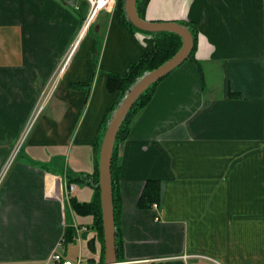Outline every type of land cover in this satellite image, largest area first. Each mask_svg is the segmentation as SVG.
I'll return each mask as SVG.
<instances>
[{"label":"crops","instance_id":"1","mask_svg":"<svg viewBox=\"0 0 264 264\" xmlns=\"http://www.w3.org/2000/svg\"><path fill=\"white\" fill-rule=\"evenodd\" d=\"M85 2L0 0V173L44 107L0 188V264L43 260L70 222L91 225L70 206L68 174L95 171L120 99L109 74L125 75L153 47L102 10L56 81ZM146 18L189 23L198 47L117 144L124 264H264V0H150ZM148 179L161 181L158 209L137 206ZM74 185L71 196L90 201L93 186Z\"/></svg>","mask_w":264,"mask_h":264},{"label":"trees","instance_id":"2","mask_svg":"<svg viewBox=\"0 0 264 264\" xmlns=\"http://www.w3.org/2000/svg\"><path fill=\"white\" fill-rule=\"evenodd\" d=\"M150 0H137V9L141 17L146 18V11ZM84 4V3H82ZM89 5L85 2L82 9L84 13H87ZM116 11L120 15L123 23L133 31L139 29L128 20L125 13V0H117ZM177 22L183 23L189 26V23L185 21L176 20ZM192 29V28H191ZM194 33V46L189 55V60H196L195 53L198 47V32L197 29H192ZM153 35V47L151 50L146 51L141 58L129 66L128 72L125 75L109 74L107 79V85L111 92H120V99L126 94L128 89L137 81V79L145 72L153 70L163 64L165 61L170 59L182 46L183 41L180 35L174 32H147ZM187 59V60H188ZM167 76V75H166ZM165 76V77H166ZM162 79L153 83L145 92H143L137 99L133 107L126 115L116 138L115 149L112 159V181H113V199H114V211H115V224H116V245L117 254L119 261H125L123 254V238L121 228L119 226V219L122 213L123 197L120 189V164L118 158L117 144L119 141L124 140L128 137L131 123L135 117L150 103L156 86ZM90 86L91 83H87ZM119 99V100H120ZM112 106V110L115 109L117 103ZM104 132L106 130L107 120L104 122ZM104 135V133H103ZM103 137V136H102ZM102 139L99 144V152L101 147ZM87 178V179H86ZM68 183H80L88 182L94 188L93 199L90 201H80L75 196H70V204L73 211L79 216H90L92 217V223L90 225V231L85 232V236H96L102 243V259H105V238L103 228V217H102V205H101V193L99 187V159L92 174H79L73 175L68 174ZM162 200V187L159 179H148L140 193L137 201V206L140 209H152L154 203H159ZM77 230L73 225L68 224L64 231V240L66 246L75 242L77 239ZM124 264V263H122Z\"/></svg>","mask_w":264,"mask_h":264},{"label":"water","instance_id":"3","mask_svg":"<svg viewBox=\"0 0 264 264\" xmlns=\"http://www.w3.org/2000/svg\"><path fill=\"white\" fill-rule=\"evenodd\" d=\"M126 17L135 25L140 33L147 32H174L181 36L183 44L181 48L167 61L157 68L145 72L128 89L119 100L115 109L107 120L106 130L102 135V143L99 152V187L101 193L102 217L105 238V262L106 264H121L118 260L116 245V224L113 199L112 159L119 129L137 99L153 83L162 79L184 61L194 46V33L189 26L176 20H150L143 18L137 9V0H125ZM153 38V35L151 34ZM96 237L89 242L91 250H94Z\"/></svg>","mask_w":264,"mask_h":264},{"label":"built area","instance_id":"4","mask_svg":"<svg viewBox=\"0 0 264 264\" xmlns=\"http://www.w3.org/2000/svg\"><path fill=\"white\" fill-rule=\"evenodd\" d=\"M116 1L117 0H87V2L89 4L87 16L84 20V23L81 27V31L79 32L77 39L75 40L74 44L71 46V50L68 52L67 56L65 57V59L61 63V65L63 67L61 71H64L65 68L67 67L69 60H70L72 54L74 53V51L76 50L81 38L83 37V35L85 34L87 29L89 28L91 22L97 16V14L102 10H105L108 8H110V9L115 8ZM42 107H40V109L34 114V117L31 119V121L33 120V122H35L40 110L42 109ZM32 126H33V124H32ZM32 126H31V128H32ZM25 135H26V133L23 132L22 137L20 139L21 143L17 147L18 149L21 146L22 141L25 140ZM17 151L18 150L15 149V151L13 153L14 156L12 155L9 158V160L7 161V163L4 167V170L0 174V182H1L2 178L5 176V174L8 172L10 165L12 163V160L15 157V154ZM73 188H74L73 184H71L68 187V192H67L68 195H69V192L71 190H73ZM153 208L158 209L159 205L157 203H154ZM78 240L81 241V247H80L78 256L75 258H71L70 256L67 255V253H66L67 249H66V246L64 243V239H62L57 244L56 248L48 255V257L43 259V260H21V261L5 262L2 264H105L101 260L102 243L99 240H96L95 250H93V251L89 250L86 240H82V239H78ZM82 245H83V247H82ZM182 257L186 260L190 256L189 255H183Z\"/></svg>","mask_w":264,"mask_h":264},{"label":"rangeland","instance_id":"5","mask_svg":"<svg viewBox=\"0 0 264 264\" xmlns=\"http://www.w3.org/2000/svg\"><path fill=\"white\" fill-rule=\"evenodd\" d=\"M94 25H92L91 26V29H92V31H94ZM80 31H81V28H80ZM70 50H71V48H70ZM69 50V51H70ZM62 65H60L59 66V68H58V74H57V80L56 81H58V79L63 75V71H61L62 70ZM60 71V72H59ZM56 81H55V86H56ZM53 85V84H52ZM51 85V86H52ZM53 87L54 86H52L51 88H49V91H48V93L46 94V96H49L50 95V93L51 92H53ZM52 94V93H51ZM41 103H42V101H41ZM40 105V104H39ZM45 106V105H44ZM39 107V106H38ZM41 107V106H40ZM44 108V107H43ZM34 117V115L30 118V121H29V123L28 124H26V126L23 128V130H22V132H24V133H26V135H25V140L24 141H22V144H21V146H20V148H19V150H18V148H16V150H18V152H17V154L15 155V157L13 158V160H12V163H11V165H10V168H9V170H8V172L5 174V176L2 178V180H1V182H0V188H1V186L3 185V183H4V181H5V179L7 178V176H8V174H9V171H10V169H11V166H12V164L15 162V159H17L18 158V154L22 151V149L25 147V146H27V137H28V134H29V132L31 131V126H32V124H34V122H33V120L31 121V119ZM33 122V123H32ZM22 134V133H21ZM21 136V135H20ZM22 137V136H21ZM21 142H19V140L17 141V143L16 144H14V149H15V147L17 146V145H19ZM14 149H13V151H14ZM13 151H12V153H13ZM12 153H11V155H12ZM13 156H14V154H13ZM9 159V158H8ZM4 170V169H3ZM94 194V193H93ZM91 199H93V196L90 198V200ZM70 206H71V204H70ZM72 208V207H71ZM70 225H73L75 228H76V226H81V225H84V224H78V223H76V221H73V223H71L70 222ZM86 225V224H85ZM84 225V226H85ZM87 227H90V226H87ZM80 229H82V227H80ZM76 230H77V232H78V229L76 228ZM83 230V229H82ZM81 231V230H80ZM92 234V231H90L89 232V235H91ZM77 235H78V233H77ZM81 238H82V236H81ZM78 244H76V245H72V246H70L71 248H69V252H70V257L71 258H75V256H76V250L78 249ZM82 247H83V245H82ZM78 253V252H77Z\"/></svg>","mask_w":264,"mask_h":264}]
</instances>
